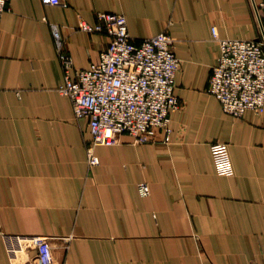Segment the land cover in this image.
<instances>
[{"label":"crops","instance_id":"0c3cea01","mask_svg":"<svg viewBox=\"0 0 264 264\" xmlns=\"http://www.w3.org/2000/svg\"><path fill=\"white\" fill-rule=\"evenodd\" d=\"M264 0H8L0 23V264H37L10 253L5 235L45 236L55 264H264V113L227 115L208 93L220 39L258 41L253 4ZM123 14L136 39L167 31L181 61L170 140L123 134L98 146L59 92L63 52L76 70L100 60L109 38L78 29L98 13ZM263 14V13H262ZM264 33V32H263ZM233 167L221 175L212 144ZM147 183L143 196L139 185Z\"/></svg>","mask_w":264,"mask_h":264},{"label":"built area","instance_id":"2783aa9c","mask_svg":"<svg viewBox=\"0 0 264 264\" xmlns=\"http://www.w3.org/2000/svg\"><path fill=\"white\" fill-rule=\"evenodd\" d=\"M41 1L62 6L66 0ZM253 6L262 26L264 1ZM7 9L8 0H0V23ZM78 29L109 38L98 62L88 69L76 70L73 59L63 52L58 30L53 29L64 75L59 92L70 98L77 119H88L93 135L87 146L88 165L100 164L96 147L115 145L123 134L146 144L154 141L162 130L164 141L169 142L171 115L181 109V101L175 95L176 75L181 67L175 39L163 31L136 40L129 33L126 17L113 12L98 13L95 24L80 19ZM212 30L221 50L212 68L208 93L219 100L227 115L236 119H241L248 110L264 113V29L258 41L220 39L217 27ZM211 148L218 173L231 175L233 167L227 144L214 143ZM139 190L143 196L151 192L147 183H141ZM4 236L10 253L31 244L37 251V264H55L47 237Z\"/></svg>","mask_w":264,"mask_h":264}]
</instances>
